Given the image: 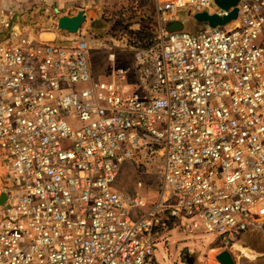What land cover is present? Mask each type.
I'll list each match as a JSON object with an SVG mask.
<instances>
[{"label":"built area","instance_id":"2783aa9c","mask_svg":"<svg viewBox=\"0 0 264 264\" xmlns=\"http://www.w3.org/2000/svg\"><path fill=\"white\" fill-rule=\"evenodd\" d=\"M4 2L0 264H160L174 231L230 246L264 227V0H241L233 29L196 33L166 24L228 12L154 0L157 44L111 81L86 40L38 35Z\"/></svg>","mask_w":264,"mask_h":264},{"label":"rangeland","instance_id":"374dc122","mask_svg":"<svg viewBox=\"0 0 264 264\" xmlns=\"http://www.w3.org/2000/svg\"><path fill=\"white\" fill-rule=\"evenodd\" d=\"M4 3L29 13L26 20L38 35L60 36L72 43L86 40L92 49L91 64L95 77L101 81H111L113 72L118 68L131 69L135 52L146 50L158 42L160 28L154 0H5ZM80 12L86 14L87 20L78 34L71 35L58 29V19L74 17ZM180 19L185 23L184 31L188 33H196L200 28L201 24L190 14ZM152 38L155 43L144 48ZM111 53L115 54L114 62L110 60ZM118 85L125 90V84L119 82ZM67 122L76 130L82 128L75 117L67 119ZM7 169L5 162L0 167V191L5 188L1 174ZM154 180L159 187L158 179ZM157 191L151 193L152 198ZM2 211L0 207V217ZM167 238V243L162 244L157 252L160 264H186L191 259L193 264H218L210 259L213 250L229 252L235 264H264V227L237 239L230 246H225L222 239L207 233L192 237L184 231H174Z\"/></svg>","mask_w":264,"mask_h":264},{"label":"water","instance_id":"95a60500","mask_svg":"<svg viewBox=\"0 0 264 264\" xmlns=\"http://www.w3.org/2000/svg\"><path fill=\"white\" fill-rule=\"evenodd\" d=\"M214 1L221 9L228 12V15L219 17L217 15L210 16L207 13H201L195 15L194 17L197 22L199 23L208 22L211 27L216 28V27L225 26L228 23L238 19L239 9L237 8V6L241 2V0H214ZM231 9L233 10L230 11ZM86 20L87 18L84 12H80L74 17L63 16L58 21V28L59 30L67 32L71 35H76L80 32ZM166 29L169 33L182 32L185 29V25L180 21L169 22L166 24ZM6 199L7 197L5 194H2L0 196V206L4 205ZM220 259L222 260L223 264H235L232 255L227 251L222 252V254L220 255Z\"/></svg>","mask_w":264,"mask_h":264},{"label":"bare ground","instance_id":"6f19581e","mask_svg":"<svg viewBox=\"0 0 264 264\" xmlns=\"http://www.w3.org/2000/svg\"><path fill=\"white\" fill-rule=\"evenodd\" d=\"M58 21H59V19H58ZM238 22H239V20L238 19H236L233 23H231V24H228L227 26H226V28L227 29H233L237 24H238ZM86 23V22H85ZM222 252H223V250H213V251H211L210 252V259H211V261L213 262V261H216V263H218V264H223L222 263V260L220 259V255L222 254ZM234 260V259H233Z\"/></svg>","mask_w":264,"mask_h":264},{"label":"trees","instance_id":"16d2710c","mask_svg":"<svg viewBox=\"0 0 264 264\" xmlns=\"http://www.w3.org/2000/svg\"><path fill=\"white\" fill-rule=\"evenodd\" d=\"M155 43V39L152 38L151 40H148L147 44L144 45V48H148L150 46H152Z\"/></svg>","mask_w":264,"mask_h":264},{"label":"flooded vegetation","instance_id":"af4514ba","mask_svg":"<svg viewBox=\"0 0 264 264\" xmlns=\"http://www.w3.org/2000/svg\"><path fill=\"white\" fill-rule=\"evenodd\" d=\"M191 261H192V259L188 260L186 264H193Z\"/></svg>","mask_w":264,"mask_h":264},{"label":"crops","instance_id":"0c3cea01","mask_svg":"<svg viewBox=\"0 0 264 264\" xmlns=\"http://www.w3.org/2000/svg\"><path fill=\"white\" fill-rule=\"evenodd\" d=\"M46 36H49V35H46ZM45 39H47V40H48V39H49V37H47V38H45ZM58 39H60V40H61L60 36L58 37Z\"/></svg>","mask_w":264,"mask_h":264}]
</instances>
